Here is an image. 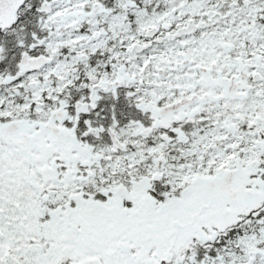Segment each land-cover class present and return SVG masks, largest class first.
Wrapping results in <instances>:
<instances>
[{
  "label": "snow or ice",
  "instance_id": "obj_1",
  "mask_svg": "<svg viewBox=\"0 0 264 264\" xmlns=\"http://www.w3.org/2000/svg\"><path fill=\"white\" fill-rule=\"evenodd\" d=\"M0 264H264V0H0Z\"/></svg>",
  "mask_w": 264,
  "mask_h": 264
}]
</instances>
